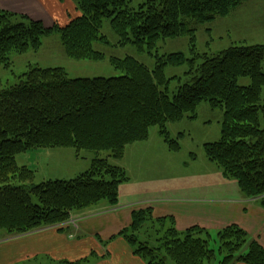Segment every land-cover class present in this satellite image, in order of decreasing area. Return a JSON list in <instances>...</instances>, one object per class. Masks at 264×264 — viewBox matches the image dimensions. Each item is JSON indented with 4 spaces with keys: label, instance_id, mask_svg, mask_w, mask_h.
I'll return each mask as SVG.
<instances>
[{
    "label": "trees",
    "instance_id": "1",
    "mask_svg": "<svg viewBox=\"0 0 264 264\" xmlns=\"http://www.w3.org/2000/svg\"><path fill=\"white\" fill-rule=\"evenodd\" d=\"M129 1L79 0L75 15L52 27L26 15L0 11V64H7L11 52L38 48L41 38L52 31L59 34L68 57L101 60L105 55L94 43H106L100 34L104 19L120 45L133 44L144 51L154 48L159 39L188 35L191 53L190 57L183 52L156 55L153 69L130 56L111 57L110 63L122 75L110 77L70 78L62 67H36L19 83L1 89V231L23 234L64 223L75 211L100 201L115 206L119 186L128 179L121 167L96 157L75 177L34 184V170L18 165L17 155L31 149L69 147L109 151L111 157L121 159L127 145L146 139L155 125L177 151L183 134L169 138L164 127L185 117L195 118L201 102L223 110L220 138L203 144L205 157L224 178L233 179L246 197L258 198L264 207V44L236 43L216 54L198 53L195 29L183 20L206 23L228 15L243 0H147L136 9L127 7ZM184 64L188 65L186 79L169 95L171 79L165 68ZM239 77H248L250 84L239 85ZM130 216L128 226L111 238L122 236L133 254L147 264H204L215 258L207 228H166V215L161 216L154 230L157 243L150 246V241H139V234H149L146 224L153 219L152 207L134 209ZM215 236L223 256L220 264H264V246L250 240L238 225L224 226ZM247 242V251L241 252Z\"/></svg>",
    "mask_w": 264,
    "mask_h": 264
},
{
    "label": "rangeland",
    "instance_id": "2",
    "mask_svg": "<svg viewBox=\"0 0 264 264\" xmlns=\"http://www.w3.org/2000/svg\"><path fill=\"white\" fill-rule=\"evenodd\" d=\"M146 1L130 0L127 7L136 9L139 4ZM64 2V7L73 9L76 8L79 0H69V2L64 0ZM183 20L189 29H195V49L198 53L216 54L231 45H236V43L264 44V0H243V3L228 15L216 17L206 23H194L188 18H183ZM43 21L42 24L46 27H52L55 23L52 21L51 25L45 19ZM100 34L104 35L106 43H94V47L103 52L105 57L98 61L77 60L68 57L56 31L43 36L41 44L36 49L29 48L22 53L11 52L8 55L7 64H0V90L19 83L29 70L36 67H62L70 78L110 77L122 75L110 63L111 57L124 58L130 56L149 69H153L156 64V55L183 52L186 56H191L188 35L159 39L154 48L140 51L133 44L120 45L118 43L119 37L111 28L108 19L103 20ZM187 70V64L168 65L165 68L166 77L171 79L168 84L169 95H172L180 83L185 81ZM238 84L247 86L250 84V79L239 77ZM222 121L223 110L221 108H212L208 102H201L196 108L195 118L185 117L181 121L167 123L164 127L169 138L175 139L178 138L179 133L183 134L182 137L178 138L180 149L177 151H173L174 149L169 147L160 133L161 127L155 125L149 128L146 139L134 141L129 144L130 146L127 145L121 159L111 157L109 151L96 153L89 149L76 151L69 147H49L28 150L24 154L17 155L16 161L18 165H27L34 170V184L48 178L69 179L75 177L88 169L92 159L96 157L106 158L109 163L121 167L128 178L121 183L123 186L120 192L121 203L128 199L122 194L130 193L133 189L136 192H142L135 197H140L137 199H142L139 201H143V203H136L137 205L131 209L132 211L152 206L157 208V211H152L153 219L146 224L150 228L149 234H147L150 237H147L145 233L139 234V241H150L149 245L153 246L157 243L154 230L160 226L158 218L166 215L164 224L162 221L166 228L178 225V221L175 220L174 208L179 203H176L175 200L194 195L214 197L215 193L203 190L208 185L207 182L190 179L189 176L194 172L204 170L210 163L205 157L203 144L217 141L220 138ZM81 156L84 158L79 159ZM216 168L221 171L218 167ZM242 195L245 196L243 193ZM154 196H156L155 198L164 197L161 200L163 202L151 203L150 200H147L154 198ZM33 201L36 202L35 197H33ZM112 207L113 205L106 201H100L89 208L75 211L70 219L64 223L38 227L23 234H9L0 230V237L13 236L16 238L22 236V238H28L45 230L53 229L63 231L69 238H74V234L70 233V229L78 228V222L76 219L74 220V216L89 214L88 212L93 215L100 211L108 215L114 209ZM160 209L167 212L162 213ZM211 232L213 235L209 242L210 247L215 250V258L204 264H220L223 256L218 252L219 244L216 242L215 233L214 231ZM9 242L7 240L0 242V264H60V261L45 256L30 258L29 260L22 257L19 260L18 248L9 246ZM247 246L248 242L243 246L241 252H246ZM81 261L79 264H95L92 256L87 261Z\"/></svg>",
    "mask_w": 264,
    "mask_h": 264
},
{
    "label": "crops",
    "instance_id": "3",
    "mask_svg": "<svg viewBox=\"0 0 264 264\" xmlns=\"http://www.w3.org/2000/svg\"><path fill=\"white\" fill-rule=\"evenodd\" d=\"M64 3V0H0V11L27 15L30 19L41 22L45 19L51 25L52 21L63 24L70 15L75 14L74 8H66ZM82 158L84 157H79V159ZM216 167L210 162L204 170L189 176L190 179L207 182L208 185L203 190L213 192L215 195L210 198L194 195L175 200L179 203L174 208L175 220L178 221L176 228L184 230L192 225H199L207 228L213 235L211 231L216 233L218 228L235 224L243 228L250 239H255L264 246V207L260 204V200L243 196L236 182L233 179L224 178ZM122 187L120 184L118 203L112 207L114 209L108 215L103 212L102 214L101 211L93 215L90 214L91 212L85 215L75 214L74 220H77L78 228L70 229L74 238H69L63 231L49 229L28 238L0 237V242L7 240L10 241L9 246L18 248L19 260L22 257L29 260L45 256L55 261H78L94 256L95 264H147L144 259L133 254L131 246L122 236L111 238L119 230L128 226L131 209L137 205L136 203H143L139 201L142 199H137L140 197H135L142 192H136L133 189L130 193L122 194L128 199L121 203ZM219 194H221L220 197ZM155 197L147 200L155 203L164 198ZM152 207V211H157L155 206ZM160 211L167 212L162 209Z\"/></svg>",
    "mask_w": 264,
    "mask_h": 264
}]
</instances>
